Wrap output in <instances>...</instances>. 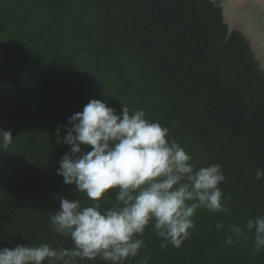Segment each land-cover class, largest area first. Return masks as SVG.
<instances>
[{
  "label": "trees",
  "instance_id": "16d2710c",
  "mask_svg": "<svg viewBox=\"0 0 264 264\" xmlns=\"http://www.w3.org/2000/svg\"><path fill=\"white\" fill-rule=\"evenodd\" d=\"M225 1L0 0V128L13 136L0 150V247H71L49 213L60 196L85 197L56 174L70 150L58 141L68 118L100 99L143 109L197 168L220 164L230 197L227 211L197 210L180 248L162 249L146 227L145 247L125 264L145 254L148 264H264L254 233L231 231L264 214V179L254 178L264 169V47L259 58L253 50L263 24L255 12V28L229 31ZM102 200L114 203L112 190Z\"/></svg>",
  "mask_w": 264,
  "mask_h": 264
},
{
  "label": "clouds",
  "instance_id": "9594fccd",
  "mask_svg": "<svg viewBox=\"0 0 264 264\" xmlns=\"http://www.w3.org/2000/svg\"><path fill=\"white\" fill-rule=\"evenodd\" d=\"M67 125L58 142L70 150L61 156L56 174L85 198L60 196L49 221L51 230L70 240L71 247H0V264H125L145 247L146 227L162 239V249L169 244L180 248L198 209L227 211L223 201L230 197L219 186L226 179L221 165L197 168L183 146L166 138L169 128L148 119L143 109L130 111L122 105L117 112L100 99H90ZM12 140L11 130L0 128V150L7 151ZM254 178L264 179V169L257 168ZM109 190L114 203L102 209ZM245 228L254 233V251L264 249V214L249 217L244 227L233 225L231 231L241 237ZM225 243L231 246L233 237L227 236ZM150 259L145 254L138 264Z\"/></svg>",
  "mask_w": 264,
  "mask_h": 264
},
{
  "label": "water",
  "instance_id": "95a60500",
  "mask_svg": "<svg viewBox=\"0 0 264 264\" xmlns=\"http://www.w3.org/2000/svg\"><path fill=\"white\" fill-rule=\"evenodd\" d=\"M244 8L255 10L260 16V20L264 27V0H226L223 5V13L225 15V21L228 24L229 31L249 25V23H241L245 12L242 11ZM251 28L253 27L251 26ZM254 33L256 38L253 44V50L256 51L258 54L257 57L259 58V55L262 53V49L264 47V34L260 32V30H255ZM262 63L264 65V54Z\"/></svg>",
  "mask_w": 264,
  "mask_h": 264
},
{
  "label": "flooded vegetation",
  "instance_id": "af4514ba",
  "mask_svg": "<svg viewBox=\"0 0 264 264\" xmlns=\"http://www.w3.org/2000/svg\"><path fill=\"white\" fill-rule=\"evenodd\" d=\"M256 11L255 10H253V9H248V8H246L245 9V12H244V16H243V18H242V24H252V27H256V24H254V22H253V16H252V14L253 13H255ZM245 19V20H244ZM244 20V21H243ZM261 21V20H260ZM257 31H258V29L257 28H255ZM260 32H262L263 34H264V27L263 28H261L260 29ZM263 40H264V38H263Z\"/></svg>",
  "mask_w": 264,
  "mask_h": 264
}]
</instances>
